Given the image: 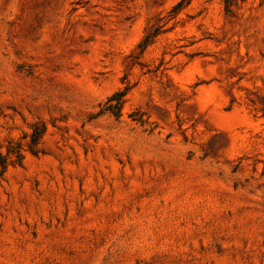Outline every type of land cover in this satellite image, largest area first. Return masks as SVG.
Segmentation results:
<instances>
[{
  "label": "rangeland",
  "instance_id": "374dc122",
  "mask_svg": "<svg viewBox=\"0 0 264 264\" xmlns=\"http://www.w3.org/2000/svg\"><path fill=\"white\" fill-rule=\"evenodd\" d=\"M0 154V264H264V0H0Z\"/></svg>",
  "mask_w": 264,
  "mask_h": 264
},
{
  "label": "trees",
  "instance_id": "16d2710c",
  "mask_svg": "<svg viewBox=\"0 0 264 264\" xmlns=\"http://www.w3.org/2000/svg\"><path fill=\"white\" fill-rule=\"evenodd\" d=\"M182 3H179L177 5V7L181 6ZM127 94V90H122V91H117L115 93H113L109 99L108 102L113 103L115 102V110L112 112L115 116H119L121 109L123 107V104L125 102V96ZM46 132V128L45 126H37L33 129V132L31 134V143H30V147H29V151L32 154H36L37 153V147L41 142V139L43 138V136L45 135ZM19 159L22 160L23 156L22 154L18 155ZM0 166H1V171L5 172L9 166L7 159L5 156H3L2 154H0Z\"/></svg>",
  "mask_w": 264,
  "mask_h": 264
}]
</instances>
